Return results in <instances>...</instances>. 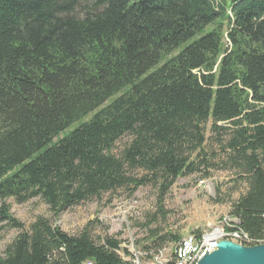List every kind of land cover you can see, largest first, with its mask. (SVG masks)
Here are the masks:
<instances>
[{
	"label": "trees",
	"instance_id": "1",
	"mask_svg": "<svg viewBox=\"0 0 264 264\" xmlns=\"http://www.w3.org/2000/svg\"><path fill=\"white\" fill-rule=\"evenodd\" d=\"M209 122L247 186L230 216L264 243V0H0V223L20 230L0 264H125L120 240L43 216L25 229L5 199L57 216L119 189L164 194L209 167Z\"/></svg>",
	"mask_w": 264,
	"mask_h": 264
},
{
	"label": "rangeland",
	"instance_id": "2",
	"mask_svg": "<svg viewBox=\"0 0 264 264\" xmlns=\"http://www.w3.org/2000/svg\"><path fill=\"white\" fill-rule=\"evenodd\" d=\"M223 44L224 48L227 47L226 38ZM210 126V122L206 124L207 140L204 146L209 167L177 178L164 194L158 185L150 184L141 186L134 192L119 189L62 210L57 216H53L40 197L23 203H17L10 197L5 202L9 205L10 213L24 224L25 229L38 216L47 218L54 226L69 234L81 232L88 224L93 240H102L105 236L120 240L117 253L131 264L153 262L145 258L142 246L150 245V237L154 233L178 235L181 239L179 242H168L161 249H167L170 255H174L173 264H182L178 248L182 241L186 238L189 240L196 234H201L202 237L206 232L213 234L229 218L231 221L237 219L230 216L231 203L247 189L246 183L236 176L242 174L241 171L230 168L226 163L228 151L221 150L222 143L219 140L225 142L229 138V131L221 130L217 134L210 130ZM128 139V136H124L117 141L113 151L118 154ZM142 174L140 170L135 172L137 176ZM19 232L17 228L0 223V256L3 255L5 246ZM151 247L153 255H156L158 249Z\"/></svg>",
	"mask_w": 264,
	"mask_h": 264
},
{
	"label": "built area",
	"instance_id": "3",
	"mask_svg": "<svg viewBox=\"0 0 264 264\" xmlns=\"http://www.w3.org/2000/svg\"><path fill=\"white\" fill-rule=\"evenodd\" d=\"M231 220L230 222H227L225 227H222L221 231L218 233L205 235V238H200L198 240H188V238L184 239L182 244L178 246V248H183L182 264H195L205 253L214 249V244L216 242L223 239L241 244H251L239 240L236 236H226V229L232 228V224H234V220ZM155 253L157 254L153 255L152 250L145 251V258H149L153 261L151 264H173L174 255H170V252L168 253L167 249H158ZM125 264L131 263L127 260Z\"/></svg>",
	"mask_w": 264,
	"mask_h": 264
},
{
	"label": "water",
	"instance_id": "4",
	"mask_svg": "<svg viewBox=\"0 0 264 264\" xmlns=\"http://www.w3.org/2000/svg\"><path fill=\"white\" fill-rule=\"evenodd\" d=\"M195 264H264V243L241 244L223 239Z\"/></svg>",
	"mask_w": 264,
	"mask_h": 264
},
{
	"label": "bare ground",
	"instance_id": "5",
	"mask_svg": "<svg viewBox=\"0 0 264 264\" xmlns=\"http://www.w3.org/2000/svg\"><path fill=\"white\" fill-rule=\"evenodd\" d=\"M230 218L228 220H226V222L222 225L223 227H225V224H227V222H230ZM237 220H234V224H232V228L226 229V236H236L239 238V240L247 242V243H252L253 240L245 233L242 231V229H239L236 225H237ZM221 228V227H220ZM222 229V228H221ZM221 229H215L214 233H218L219 231H221ZM205 235H211L209 232L204 233V236L202 237L201 234H196L194 236H191L189 238V240H198L200 238H205ZM181 245V244H180ZM180 252H181V257L183 256V248H179ZM128 258V257H127ZM124 260V259H123ZM125 262H127V260H124Z\"/></svg>",
	"mask_w": 264,
	"mask_h": 264
}]
</instances>
